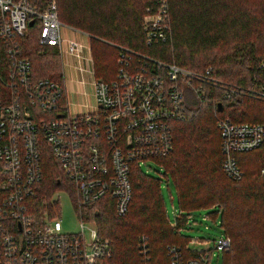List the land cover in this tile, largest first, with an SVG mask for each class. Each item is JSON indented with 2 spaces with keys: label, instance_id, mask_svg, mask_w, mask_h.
I'll list each match as a JSON object with an SVG mask.
<instances>
[{
  "label": "built area",
  "instance_id": "obj_1",
  "mask_svg": "<svg viewBox=\"0 0 264 264\" xmlns=\"http://www.w3.org/2000/svg\"><path fill=\"white\" fill-rule=\"evenodd\" d=\"M33 26L44 51L56 50L61 60L64 55L75 58L80 71L88 73L94 104L79 106L84 112H69L62 82L32 74L19 41ZM62 26L56 0H45L41 11L27 0H0V264H110V241L99 236L80 209L112 206L118 217L127 213L131 172L173 152V125L185 117L189 89L201 97L203 84L222 87L225 100L240 93L237 86L223 88L210 67L196 72L128 54L119 56L112 79L98 80L90 46L74 37L63 38ZM142 29L149 46L172 38L167 0H159L155 9L146 8ZM79 81L87 82L83 75ZM249 92L264 99V89ZM78 93L86 95L83 90ZM216 126L221 170L238 181L243 177L238 156L263 144L264 126L229 117H217ZM48 157L57 163L56 193H68L79 220L78 233L63 231L56 193L51 195L57 204L54 214L39 211ZM175 217L185 218L186 224L184 215ZM230 244L221 234L212 248L197 250L199 256L187 260L171 246L170 264H207L210 254L222 253Z\"/></svg>",
  "mask_w": 264,
  "mask_h": 264
},
{
  "label": "trees",
  "instance_id": "obj_2",
  "mask_svg": "<svg viewBox=\"0 0 264 264\" xmlns=\"http://www.w3.org/2000/svg\"><path fill=\"white\" fill-rule=\"evenodd\" d=\"M27 1L39 11L44 7L45 0ZM244 1L167 0L172 41L149 46L142 19L146 8L155 9L159 0H56L59 21L89 36L98 80L112 79L119 56L128 54L174 62L196 72L210 67L211 76L223 88H241L238 98L232 100L223 99L222 87L203 84L201 97L189 89L185 117L173 125V152L155 161L164 168L166 180L175 185L180 211L211 208V218L220 217L222 234L231 241L229 249L220 253L222 264H264V175L260 174L264 170V142L239 154L243 177L236 181L221 170L216 126L217 117L264 126V99L247 92L264 89V65L259 64L264 54L257 47L264 13L256 17ZM19 42L36 78L62 82L59 64L53 75H43L51 64L39 53L36 26L29 27ZM48 50L52 57L58 56L54 49L46 53ZM45 170L56 187L57 163L52 158L46 159ZM130 179L132 198L124 216H116L112 206L104 211L81 208L82 215L92 209L90 220L95 221L99 236L110 241V264H170L171 246L179 248L185 260L198 257L199 253L188 246L192 239L178 235L185 218L177 219L175 226L170 224L160 181L141 169H134ZM241 203L245 210L237 215L230 211L232 205ZM209 258L207 264L211 254Z\"/></svg>",
  "mask_w": 264,
  "mask_h": 264
},
{
  "label": "rangeland",
  "instance_id": "obj_3",
  "mask_svg": "<svg viewBox=\"0 0 264 264\" xmlns=\"http://www.w3.org/2000/svg\"><path fill=\"white\" fill-rule=\"evenodd\" d=\"M243 5L250 8V13H254L256 17L264 13V0H245L243 2ZM260 25L263 26V30H262L261 38L257 42V47L259 49L260 54H264V22H262ZM61 33L63 38L74 37L85 42L89 41V36L86 33L73 29L69 26L67 27V25L61 27ZM172 38L166 43L156 44V45L163 46L165 44H168L172 41ZM87 44L90 46V42H88ZM38 49H40L39 50L40 54L44 53L43 60L50 61L49 63L51 64L50 69L47 72L44 69L43 75H49V76L53 75L52 72H55V68L57 69V66L59 64L61 68L62 79L64 78V80H67V88L69 90L68 99H69L70 113L75 114V113L84 112L83 108H80L79 106L88 103L94 104L93 98L91 96L93 92V88L91 83L88 82V80H90V77L87 72L82 73L80 71L77 60L75 58L70 59L68 55H64L61 60V56L58 53H57L58 56L52 57V55L49 54L50 53L49 50L48 53H46L47 51H44L45 49L43 48H38ZM261 58L262 59L260 60L259 64L263 66L264 55H262ZM92 61H93V57H92ZM93 65H94V61H93ZM82 66L88 69V66H86L84 62L82 63ZM243 73H245V71H243ZM82 75L85 77L87 81L86 84L83 85L84 87L79 81ZM248 88L251 87L249 86ZM81 90L85 91L86 95H83L82 93L78 94V91L80 92ZM250 90L253 91V89ZM141 170L144 174L156 178L160 181V190L164 200L166 215L169 218L170 223L175 225L176 223L175 216L178 214L187 217V222L180 229L178 235L182 237V239H186L187 241L192 239V241L189 243L190 249L197 251V250L212 248L213 240H215L216 237L222 234V229L220 228V217L219 218L216 217V219L211 218V212H213L214 209L202 208V209L192 210L188 213L187 211L180 212L175 185L173 184L172 181H167L166 178L164 177L165 174L164 168L157 162L147 161L141 165ZM260 174L264 175V170H261ZM49 181L50 180L46 178L43 184V189L41 190V194L44 195V197L42 198L44 205L39 208V211L41 213H44V216L45 214L53 215L55 210H57V204L54 202L52 203L51 195L55 194L60 187H54V185H52ZM54 197H56L58 200V210L56 212V215L61 219L63 231L66 233H74V234L78 233L80 230L79 220L75 215L72 202L69 198L68 193L66 191H60L56 193ZM97 208L104 211L106 210V208H110V207L97 206ZM240 210L241 211L245 210V206L243 205V203H241V205H232L230 211L237 215L238 211ZM87 212L89 214L83 213V216L88 217V219H90L89 215L91 214V210ZM91 221L96 225L93 219ZM219 254L220 253H218L217 251H214L209 264H222V256L221 254L220 255Z\"/></svg>",
  "mask_w": 264,
  "mask_h": 264
},
{
  "label": "crops",
  "instance_id": "obj_4",
  "mask_svg": "<svg viewBox=\"0 0 264 264\" xmlns=\"http://www.w3.org/2000/svg\"><path fill=\"white\" fill-rule=\"evenodd\" d=\"M77 39V38H76ZM78 41H80V42H82V43H84V44H87L88 42H85V41H82V40H79V39H77ZM62 83L64 84V86H65V88H66V90H67V93H69V90H68V88H67V80H64V78L62 79ZM83 86V85H82ZM84 87V86H83ZM81 89V88H80ZM82 91V90H81ZM79 94V93H78Z\"/></svg>",
  "mask_w": 264,
  "mask_h": 264
},
{
  "label": "water",
  "instance_id": "obj_5",
  "mask_svg": "<svg viewBox=\"0 0 264 264\" xmlns=\"http://www.w3.org/2000/svg\"><path fill=\"white\" fill-rule=\"evenodd\" d=\"M31 25H32V22L29 23V26H31ZM220 107H221V104L218 105L219 109H220Z\"/></svg>",
  "mask_w": 264,
  "mask_h": 264
}]
</instances>
